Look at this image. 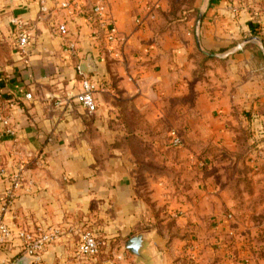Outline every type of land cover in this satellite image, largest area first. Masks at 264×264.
Instances as JSON below:
<instances>
[{
  "label": "crops",
  "instance_id": "obj_1",
  "mask_svg": "<svg viewBox=\"0 0 264 264\" xmlns=\"http://www.w3.org/2000/svg\"><path fill=\"white\" fill-rule=\"evenodd\" d=\"M98 1L117 28L109 48L97 46L85 22ZM258 1L0 0V112L14 120L23 149L45 152L5 221L12 229L62 232L38 256L22 254L12 240L1 259L190 264L186 254L192 264H264V0ZM61 24L65 31L57 30ZM20 25L29 35L26 57L17 49ZM68 41L76 45L73 58ZM81 77L105 84L95 92L93 114L75 101ZM170 130L178 132L179 147L169 145ZM8 149L6 140L0 167L10 169ZM5 189L0 180V206ZM174 220L189 229L183 238L165 229ZM84 226L102 241L96 258L76 254L74 228ZM139 234L147 263L121 247Z\"/></svg>",
  "mask_w": 264,
  "mask_h": 264
},
{
  "label": "built area",
  "instance_id": "obj_2",
  "mask_svg": "<svg viewBox=\"0 0 264 264\" xmlns=\"http://www.w3.org/2000/svg\"><path fill=\"white\" fill-rule=\"evenodd\" d=\"M85 22L88 25L93 40L99 47L109 48L113 46L117 38V28L110 18L105 2L98 1L85 12ZM59 31H65L66 25L57 27ZM17 49L21 56L26 57L29 47V35L23 26L18 27L16 35ZM68 55L73 58L77 49L73 41L66 44ZM26 60V59H25ZM105 90V84L101 78L91 79L81 77L78 81V93L75 96L76 103L88 114H93L96 109L95 92ZM26 100H31V94H25ZM264 133V123L262 126ZM170 143L179 147L181 139L177 131L169 132ZM8 143V158L12 166L9 168L0 167V180L6 184V189L1 198L0 206V264H15L14 262L1 259L3 248L7 243L16 240L20 252L26 256H38L46 247L57 242L61 237V229L58 227L38 228L29 230L23 227L12 229L5 221V213L11 208L15 199V193L21 187L27 172L33 165H38L45 158L44 148L29 151L23 149L17 131V125L9 114L0 112V147L3 142ZM51 141L47 137L45 142ZM77 235L76 254L82 258H96L101 253L102 241L96 232L89 227L74 228Z\"/></svg>",
  "mask_w": 264,
  "mask_h": 264
},
{
  "label": "rangeland",
  "instance_id": "obj_3",
  "mask_svg": "<svg viewBox=\"0 0 264 264\" xmlns=\"http://www.w3.org/2000/svg\"><path fill=\"white\" fill-rule=\"evenodd\" d=\"M255 5L256 6H260L261 5V2L260 1H258V0H255ZM6 53V52H5ZM171 131V130H170ZM169 131V132H170ZM169 132H168V141L170 142V139H169ZM160 133H166L165 132V130H161L160 131ZM178 133V132H177ZM181 139V138H180ZM181 144H182V141H181ZM169 145L172 147V148H175L171 143H169ZM203 165H204V163H203ZM241 166V165H240ZM239 170L241 171L242 170V166L241 167H239ZM186 195H187V197H188V193H186ZM188 198H190V197H188ZM193 199V198H192ZM192 204V203H191ZM257 212H259V211H257ZM222 213V212H221ZM262 213V212H261ZM223 214V213H222ZM256 214H258V213H256ZM259 216H261V214H259ZM230 218V217H229ZM175 221V220H174ZM174 221H172L170 224H169V226H167L165 229L169 232V234H172V236H174V235H176V233L178 234V236L179 237H182V235H180V234H186V232L185 231H189V229L187 228V227H183V225H181V224H179V223H177L176 221L174 222ZM243 231H242V229H239L238 230V234L239 233H242ZM209 228L207 229V230H204L203 231V236H204V239H206L207 241L209 240ZM74 243L76 242V240H77V235L76 234H74ZM183 238V237H182ZM205 245L208 247V245L209 244H207V243H205ZM121 247H123L124 248V246H123V244L121 245ZM192 247H193V243L191 242L188 246H186L185 247V250L187 249V250H189V253H191L192 251H193V249H192ZM210 247V246H209ZM211 248V247H210ZM213 248L214 249H216L217 251H222V248L220 247V246H213ZM101 250H102V247H101ZM182 250H184V248L182 249ZM210 251V250H209ZM124 252V251H123ZM221 253H223V252H221ZM190 256V255H189ZM188 255H186L185 254V258H187V259H185V263H189L190 262V264H192L191 263V261H193L190 257H189ZM188 258H190V259H188ZM188 260H190V261H188Z\"/></svg>",
  "mask_w": 264,
  "mask_h": 264
},
{
  "label": "water",
  "instance_id": "obj_4",
  "mask_svg": "<svg viewBox=\"0 0 264 264\" xmlns=\"http://www.w3.org/2000/svg\"><path fill=\"white\" fill-rule=\"evenodd\" d=\"M202 14H199L197 23L199 24ZM146 239L139 234L129 238L124 245V249L132 254L138 262L147 263V256L144 252Z\"/></svg>",
  "mask_w": 264,
  "mask_h": 264
}]
</instances>
